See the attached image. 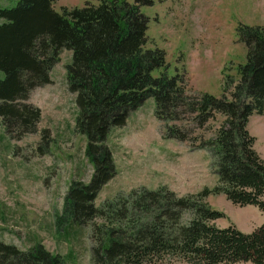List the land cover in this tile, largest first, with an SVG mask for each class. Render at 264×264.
Returning <instances> with one entry per match:
<instances>
[{"label": "rangeland", "instance_id": "rangeland-1", "mask_svg": "<svg viewBox=\"0 0 264 264\" xmlns=\"http://www.w3.org/2000/svg\"><path fill=\"white\" fill-rule=\"evenodd\" d=\"M16 2L0 0V7ZM85 2L54 0V8L61 11L63 6ZM140 9L147 18L144 47L162 48L169 75L177 73L186 80L177 92V104L167 109L165 119L159 118L154 98L149 96L129 111L123 124L110 127L106 143L115 173L96 194L93 202L99 210L91 217L80 215L79 223L65 219L58 225L56 216L63 209L69 182H87L93 171L85 154L87 137L75 126V92L66 82L72 50L63 48L50 67L51 81L29 93L28 100L41 109L37 130L12 137L0 117L1 240L23 249L40 241L60 254L63 264H94V250L100 248V236L108 226L130 220L149 223L160 206L168 204L167 191L190 198L199 197L204 187L221 185L216 173L222 154L217 136L230 122L218 104L220 100H250L245 90L250 73L241 69L249 49L244 26L264 28V0H152ZM159 71L156 68L153 74ZM259 109L252 107L244 127L264 164V103ZM167 126L177 127L179 134L173 136ZM147 190H155L161 201L145 206L133 203V198ZM259 198L264 201V193ZM199 199L223 212V216L207 219L218 228L231 224L247 233L264 224L263 207L233 203L224 191H212ZM108 202L120 210L127 207L126 216L103 212ZM190 207L179 209L176 234L195 215ZM153 264L192 263L173 250ZM220 264L257 263L238 259Z\"/></svg>", "mask_w": 264, "mask_h": 264}, {"label": "trees", "instance_id": "trees-1", "mask_svg": "<svg viewBox=\"0 0 264 264\" xmlns=\"http://www.w3.org/2000/svg\"><path fill=\"white\" fill-rule=\"evenodd\" d=\"M151 1L86 0L82 6H63L61 11L54 8V0H17L13 6L0 7V70L4 72L0 117L10 136L37 130L41 109L28 100L30 90L50 82V67L59 60L61 50H72L66 82L75 92V126L87 137L85 154L93 171L87 182H69L63 209L56 216L58 225L65 219L79 223L80 215L91 217L99 210L93 202L96 194L115 173L106 143L110 127L123 124L129 111L149 96L155 101V115L163 119L178 102L177 92L185 78L169 75L162 48L144 47L147 18L140 5ZM244 30L249 49L241 69L250 73L245 87L250 100H220L218 108L229 115L230 122L217 136L222 154L216 173L222 183L213 189L204 187L198 196L224 191L233 203L264 208L259 198L264 193V164L244 127L252 107L260 110L264 103V28L245 25ZM156 68L160 69L157 75L153 74ZM169 128L173 136L179 134L177 127ZM167 192L168 204L160 206L158 220L153 221L155 215L147 224L130 220L108 226L100 236V248L94 250V264H153L173 250L192 264L238 259L264 264V224L247 233L231 224L218 228L207 219L223 216L221 210L207 206L199 197ZM155 193L140 192L133 203L153 205L161 201ZM188 206L195 215L176 234L179 209ZM102 211L121 217L126 216L127 207L120 210L108 202ZM0 264H63V260L40 241L23 249L0 239Z\"/></svg>", "mask_w": 264, "mask_h": 264}]
</instances>
